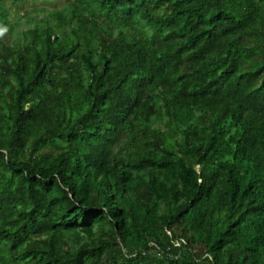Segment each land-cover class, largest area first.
Returning a JSON list of instances; mask_svg holds the SVG:
<instances>
[{
  "label": "trees",
  "instance_id": "1",
  "mask_svg": "<svg viewBox=\"0 0 264 264\" xmlns=\"http://www.w3.org/2000/svg\"><path fill=\"white\" fill-rule=\"evenodd\" d=\"M25 1L0 0V264H264V0Z\"/></svg>",
  "mask_w": 264,
  "mask_h": 264
},
{
  "label": "rangeland",
  "instance_id": "2",
  "mask_svg": "<svg viewBox=\"0 0 264 264\" xmlns=\"http://www.w3.org/2000/svg\"><path fill=\"white\" fill-rule=\"evenodd\" d=\"M66 0H26L24 3L15 10H28L31 9L33 6H37V10L32 11L31 15L37 18H42L43 16L49 14L50 10L59 9L63 5H65Z\"/></svg>",
  "mask_w": 264,
  "mask_h": 264
}]
</instances>
